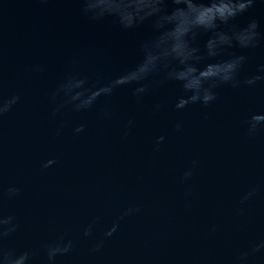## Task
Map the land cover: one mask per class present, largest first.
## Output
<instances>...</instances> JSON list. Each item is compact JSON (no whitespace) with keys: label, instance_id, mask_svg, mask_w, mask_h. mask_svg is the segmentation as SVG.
I'll return each instance as SVG.
<instances>
[{"label":"water","instance_id":"95a60500","mask_svg":"<svg viewBox=\"0 0 264 264\" xmlns=\"http://www.w3.org/2000/svg\"><path fill=\"white\" fill-rule=\"evenodd\" d=\"M81 7L0 0V98L19 97L0 116V209L19 226L8 243L36 251L31 264H45L43 247L59 236L75 247L57 264H236L264 241V128L251 135L246 124L252 113L264 120V82L221 86L212 105L184 109L174 107L176 83L141 101L126 85L74 111L62 94L53 99L67 76L106 83L138 62V42L152 35L148 25L121 33L109 20L90 21ZM252 18L264 33V0L233 24ZM232 54L248 58L242 76L253 73L264 41L217 59ZM10 187L19 189L11 198ZM248 264H264V248Z\"/></svg>","mask_w":264,"mask_h":264},{"label":"clouds","instance_id":"9594fccd","mask_svg":"<svg viewBox=\"0 0 264 264\" xmlns=\"http://www.w3.org/2000/svg\"><path fill=\"white\" fill-rule=\"evenodd\" d=\"M82 13L90 21L109 20L116 30L128 33L150 26L152 35L137 44L138 62L124 69L118 76L99 86L89 85L86 78L69 75L57 88L53 99L63 95L66 104H71L74 111L80 112L93 107L100 97H110L116 90L134 85L133 95L141 101L154 86L161 87L176 83L181 89L174 107L184 109L189 105L210 106L218 99L217 89L227 85L233 89L253 87L264 82V64L255 72L243 75L247 62L245 55L224 56L233 47L242 50L257 48L264 41V33L259 30L256 19L249 20L246 26L233 24L237 17L252 9L257 0H79ZM207 35L203 51L198 41ZM205 61H207L205 63ZM203 63V67L200 65ZM19 97L9 100L0 98V116L8 112ZM163 105H156L157 110ZM63 107V105H61ZM264 114V112H260ZM132 121H129L131 124ZM248 131L255 135L258 129L264 128V120L252 113L246 120ZM177 125V129H179ZM81 124L75 132H83ZM163 136L157 138L162 143ZM53 163L49 161L48 164ZM195 163V162H194ZM191 173H185V177ZM19 189L10 187L11 198ZM255 194L252 189L244 195L241 203L250 200ZM132 210L129 209L128 213ZM125 213V214H128ZM98 219V218H97ZM12 215L5 216L0 209V264H31L37 255L30 249L20 250L11 246L8 241L18 230ZM117 225L106 232L111 236ZM93 224L83 231L85 237L91 236ZM97 244L93 249L97 250ZM75 247V242L59 236L43 247L45 264H57V258L67 256ZM264 248V241L253 243L241 251L236 264H248L249 258Z\"/></svg>","mask_w":264,"mask_h":264}]
</instances>
